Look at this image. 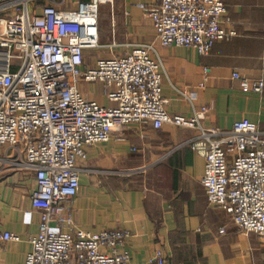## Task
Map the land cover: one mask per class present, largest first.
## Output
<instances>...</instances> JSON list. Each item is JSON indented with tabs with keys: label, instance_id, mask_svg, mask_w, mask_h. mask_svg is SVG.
<instances>
[{
	"label": "built area",
	"instance_id": "obj_1",
	"mask_svg": "<svg viewBox=\"0 0 264 264\" xmlns=\"http://www.w3.org/2000/svg\"><path fill=\"white\" fill-rule=\"evenodd\" d=\"M69 1L0 0V166L33 174L30 200L40 217L24 264H131L130 250L123 249L130 232L84 233L68 210L79 193L78 164L86 161L87 149L122 141L132 125L194 131L189 148L204 160L201 184L209 205L227 213L241 234L264 241V133L249 120L228 131L206 128V107L192 116L167 113L163 66L152 46L85 67L86 53L101 49L99 7L113 0ZM64 2L73 6L59 9ZM144 13L163 47L191 49L201 57L237 35L223 27L229 23L223 0H157ZM232 79L263 92V80L249 83L237 74ZM79 82L101 84L117 106L85 100ZM20 241L16 234H0V242ZM154 261L165 264L161 251Z\"/></svg>",
	"mask_w": 264,
	"mask_h": 264
},
{
	"label": "crops",
	"instance_id": "obj_2",
	"mask_svg": "<svg viewBox=\"0 0 264 264\" xmlns=\"http://www.w3.org/2000/svg\"><path fill=\"white\" fill-rule=\"evenodd\" d=\"M223 1L229 20L223 27L237 35L201 57L191 49L160 44L144 15L157 0H113L98 21L101 49L87 52L84 65L152 46L153 58L163 66L167 113L192 116L206 107L201 121L206 128L228 131L249 120L264 133V89L255 94L232 79L237 74L249 83L264 81V0ZM77 89L87 101L117 106L101 84L79 82ZM190 96L192 102L186 99ZM194 136L192 130L168 124L159 130L152 124L132 125L122 141L88 148L86 161L78 164L79 193L68 210L76 228L87 234L130 232L123 249L130 250L131 264H155L156 251L165 264H264V241L241 234L227 213L209 205L201 184L204 160L189 148ZM34 189L33 174L0 166V234L21 239L0 242V264H24L32 251L29 238L38 234L40 222L31 206Z\"/></svg>",
	"mask_w": 264,
	"mask_h": 264
},
{
	"label": "rangeland",
	"instance_id": "obj_3",
	"mask_svg": "<svg viewBox=\"0 0 264 264\" xmlns=\"http://www.w3.org/2000/svg\"><path fill=\"white\" fill-rule=\"evenodd\" d=\"M72 0H70L69 2H71ZM81 1V0H80ZM69 2H64L63 5L66 7L68 6L67 8H70L73 6V3H69ZM72 2H75V1H72ZM106 5H103V6H100L99 7V18L101 19L102 16H103V13H104V9H105Z\"/></svg>",
	"mask_w": 264,
	"mask_h": 264
},
{
	"label": "trees",
	"instance_id": "obj_4",
	"mask_svg": "<svg viewBox=\"0 0 264 264\" xmlns=\"http://www.w3.org/2000/svg\"><path fill=\"white\" fill-rule=\"evenodd\" d=\"M82 1H86V0H82ZM226 5V4H225Z\"/></svg>",
	"mask_w": 264,
	"mask_h": 264
}]
</instances>
